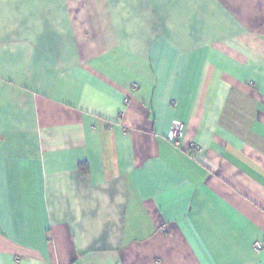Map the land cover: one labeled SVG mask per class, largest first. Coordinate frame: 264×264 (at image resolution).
<instances>
[{
    "label": "crops",
    "instance_id": "obj_1",
    "mask_svg": "<svg viewBox=\"0 0 264 264\" xmlns=\"http://www.w3.org/2000/svg\"><path fill=\"white\" fill-rule=\"evenodd\" d=\"M0 264H264V0H0Z\"/></svg>",
    "mask_w": 264,
    "mask_h": 264
},
{
    "label": "built area",
    "instance_id": "obj_2",
    "mask_svg": "<svg viewBox=\"0 0 264 264\" xmlns=\"http://www.w3.org/2000/svg\"><path fill=\"white\" fill-rule=\"evenodd\" d=\"M183 123L178 120H174L171 124L170 136L177 141L182 136ZM263 248V244L261 242H256L254 244V249L256 252H260Z\"/></svg>",
    "mask_w": 264,
    "mask_h": 264
}]
</instances>
